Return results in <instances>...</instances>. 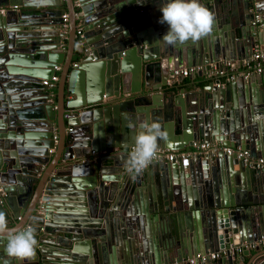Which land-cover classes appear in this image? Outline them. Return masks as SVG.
I'll return each mask as SVG.
<instances>
[{
  "label": "water",
  "instance_id": "water-1",
  "mask_svg": "<svg viewBox=\"0 0 264 264\" xmlns=\"http://www.w3.org/2000/svg\"><path fill=\"white\" fill-rule=\"evenodd\" d=\"M164 2L0 0V212L11 229L31 227L37 241L33 257L20 261L0 237V264H224L208 255L227 250L236 261L231 247L242 258L244 243L264 238V172L235 154L126 168L136 134L151 123L164 131L158 149L215 142L264 159V73L209 82L200 99L168 85L177 69L264 50V0H199L226 36L171 46L159 41L168 30L158 22ZM57 67L55 104L41 80Z\"/></svg>",
  "mask_w": 264,
  "mask_h": 264
},
{
  "label": "clouds",
  "instance_id": "clouds-1",
  "mask_svg": "<svg viewBox=\"0 0 264 264\" xmlns=\"http://www.w3.org/2000/svg\"><path fill=\"white\" fill-rule=\"evenodd\" d=\"M161 24H167L168 30L159 41L167 45L183 44L189 40L195 42L212 31L214 13L202 5L199 0H166L160 7ZM259 120L261 117L257 116ZM164 136L159 123L143 124L136 134L134 147L128 156V171L140 173L148 167L157 155L158 139ZM0 237L6 239V254L20 261L30 260L37 244L34 230L28 227L22 231L9 228L5 213L0 212Z\"/></svg>",
  "mask_w": 264,
  "mask_h": 264
},
{
  "label": "built area",
  "instance_id": "built-area-1",
  "mask_svg": "<svg viewBox=\"0 0 264 264\" xmlns=\"http://www.w3.org/2000/svg\"><path fill=\"white\" fill-rule=\"evenodd\" d=\"M75 7H78L77 1H75ZM5 9H0V13H4ZM79 13L76 14V16ZM68 17L67 15L62 16V30L65 33L67 28ZM76 36H78L77 43L81 42L82 38V28L78 27L76 29ZM77 64H73L76 66ZM55 71H59V68H55ZM264 73V50L259 48H255L252 52L251 56L242 59V60H225L219 59L217 63L210 64L208 68L202 66L190 67V68H181L177 69L173 72L174 80L180 78L190 77L192 75L200 74L207 78L210 82H216V86H222L226 83L232 82L234 80L243 78L247 79L253 77L255 75H261ZM59 80L58 74H54L50 80L43 79L41 80V85L46 87L49 90H54L56 84ZM169 85V84H168ZM56 140V136L53 137ZM133 147L128 150L129 153L132 151ZM219 152L224 153L227 156L235 154L237 159H240L245 167L251 168L253 170L263 171L264 172V159L260 157H253L251 154L246 150L240 149H232L229 147H224L220 143H206V142H194L190 147L183 150H165V149H157V155L152 160V163L158 161H166L169 163L177 162V161H186L187 159L192 158L196 155H203L205 157L215 156ZM128 161V160H127ZM149 164V165H150ZM148 165V166H149ZM126 168L128 169V163L126 164ZM264 246V238H260L255 243H244L243 246L246 249L251 250L255 249L256 246ZM241 249L231 247L229 249L230 254H238ZM227 254V250H220L215 253H210L208 256L211 260L220 259L222 256ZM203 257L201 261H203Z\"/></svg>",
  "mask_w": 264,
  "mask_h": 264
},
{
  "label": "crops",
  "instance_id": "crops-1",
  "mask_svg": "<svg viewBox=\"0 0 264 264\" xmlns=\"http://www.w3.org/2000/svg\"><path fill=\"white\" fill-rule=\"evenodd\" d=\"M60 8H62V9L65 10V15H67V17H68V13H67V10H66L67 9V5H66L65 2H63L61 4V7ZM79 14H80V12H79ZM119 20H120V18H119ZM214 20L217 23L216 16H214ZM69 27H70V23H69V18H68L67 28H66V34L69 32ZM78 27H81L83 29V27H82V25H80L79 21L77 22V25H76V28H78ZM215 27H217V28H215ZM215 27L212 28V32H210L206 36L202 37V40L203 41H205L206 43H211L214 40V37H216L219 40V42H220V40L222 39V37H225L226 36L225 33H223V25L222 24L219 23ZM220 28L222 30V33L219 32L220 31ZM39 29L40 30H43L44 29L47 32V34H50V33H52V32L55 31L54 26H52V25L41 26ZM213 30H214V32L216 34L213 33ZM58 31H60V30H56V32H58ZM60 32L62 34H64V32H63L62 29H61ZM82 33H83V30H82ZM219 33L221 34V36L219 35ZM77 38H78V36H75L76 43L78 41ZM68 39H69V37H67V35L65 37L62 36V38H61L62 41H61V45H60L61 49L64 48V47H66V45L68 43ZM227 40L230 41V38L227 37ZM234 46H237V45L235 44ZM78 60L79 59L77 57H75L73 59V64L76 63V62H78ZM73 64H72V67H73ZM59 71H60V68H59ZM59 71H56V74H58V76H59ZM259 76L260 75H255V76L252 77V79L254 78V79L259 80ZM59 78H60V76H59ZM209 82L210 81H208L207 78H205L204 76L196 74V75H192L190 77L180 78V79H177V80H174V81H168V84H169V86H172L174 88L175 93H179V90H182L185 93V95L198 94L196 96H191L192 99H197V97L198 98L200 97L199 96V93H201V90L204 87H206V85ZM57 84H58V82H57ZM57 84H56V87H55L54 90L47 89V91L49 93V96H50V101H53V103H55V104H56V100H57ZM43 87L44 86L41 85V88H43ZM188 98H189V96H188ZM66 99L67 100L73 99V97L67 95ZM68 132H70V127L69 126H67L66 127V130H65V133H68ZM58 134L59 133H58L57 130H55L54 133H53V137L56 136V140H55L56 143H57L58 138H59V135ZM49 153L52 156L55 153V151L49 150ZM117 153L120 154L119 152H117ZM127 160L128 159H126V163H127ZM184 238H185L184 235H180L179 236V239H184ZM140 244H143V243L142 242H139V245ZM260 247L261 248H258L259 250H256V248L255 249L253 248V249L249 250V254L247 256L242 257V258L240 257V253H241V251H240L238 254H236V255H239L238 258L236 259V261H233V260L232 261H228V259L225 256H222L221 258H223L224 264H251V263L252 264H255L254 263L255 261H258V259H260V258H264V246H260ZM115 253L118 254L116 252V250H115ZM118 257H120V256H118Z\"/></svg>",
  "mask_w": 264,
  "mask_h": 264
}]
</instances>
